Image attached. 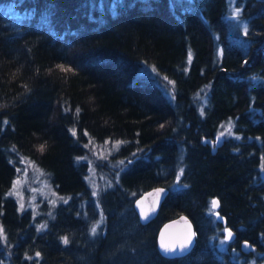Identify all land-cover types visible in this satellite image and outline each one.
Here are the masks:
<instances>
[{"label": "trees", "instance_id": "trees-1", "mask_svg": "<svg viewBox=\"0 0 264 264\" xmlns=\"http://www.w3.org/2000/svg\"><path fill=\"white\" fill-rule=\"evenodd\" d=\"M262 158L264 0H0V264H264ZM23 166L51 210L9 195ZM155 186L170 193L144 224ZM183 213L196 246L166 257Z\"/></svg>", "mask_w": 264, "mask_h": 264}, {"label": "water", "instance_id": "water-1", "mask_svg": "<svg viewBox=\"0 0 264 264\" xmlns=\"http://www.w3.org/2000/svg\"><path fill=\"white\" fill-rule=\"evenodd\" d=\"M206 141L211 146L216 144L214 147V152H216L218 150V148L220 146H222L225 142L224 139H214V137L213 138L208 137ZM155 189H165V192L161 194V196L159 198V202L155 206V211L150 212L147 219H142L140 216L139 207L137 206L136 202L138 200H142L145 197H147V194L153 192V190H155ZM169 193H170V189L167 186H156V187H153V188L143 192L135 200V208L139 214V217H140V220L142 221V223H144V224L150 223L151 221H153L154 219H156L158 217V215L160 214V211L162 209V206H163L167 196L169 195ZM152 199H153L152 197H147V199L144 200L146 207H151ZM216 200L219 201L218 198H216ZM189 225L191 226V231L193 233H195V235L192 237V242L185 249H180L179 246H177V248L174 252L165 253L160 248L161 233H164L166 239H168L169 241H179V240H182L185 237V235L187 234ZM231 231L233 233V238L231 240H233L234 236H235V232L233 230H231ZM196 243H197V232H196L195 224H194L193 220L191 219V217L186 213H183L178 217L169 219L166 222H164V224L161 226L159 233H158L159 249L164 256L169 257V258L182 257V256L189 254L190 252H192V250L196 246ZM251 249H252V243L250 241L243 242L242 250L244 252L249 253Z\"/></svg>", "mask_w": 264, "mask_h": 264}, {"label": "snow or ice", "instance_id": "snow-or-ice-1", "mask_svg": "<svg viewBox=\"0 0 264 264\" xmlns=\"http://www.w3.org/2000/svg\"><path fill=\"white\" fill-rule=\"evenodd\" d=\"M232 14L234 16L238 17L240 15V9L236 8ZM188 60H189V62L191 61V52H189ZM57 67L61 68L62 71H70L71 70V69H65L62 65H58ZM164 79H167V77H165ZM169 83L174 84V82H171V81ZM79 112H80V108L77 107L76 108V114L78 115ZM3 123L7 124V121H4ZM161 127H163V125H161ZM230 128H231V122H229V129H228L229 132H230ZM71 131H72L73 135H76V130L75 129H72ZM85 134L87 135V133H85ZM223 135H224V132H221L220 136L222 137ZM218 139H219V137H218ZM106 143H107V141H106ZM122 143H125V142L124 141H116L113 144V148L114 149H118L120 144H122ZM86 147H87V145H86ZM39 148H40V151H43L44 150V145L43 144L40 145ZM262 159H264V158H262ZM121 163H123V162H121ZM262 167H264V165H262ZM182 173H183V169L180 170V174H182ZM177 181H179V175L177 176ZM20 183H21L20 180H17V181L14 182V184H13V192H10L9 195H12V194L15 193V189ZM164 192H165V189H155V190H153V192L147 194V197H152L153 198L151 207H146L145 206L144 200H146L147 197H145L142 200H138L136 202L137 206L139 207L140 216H141L142 219H147L149 214H150V212L155 211V206H156V204H158L159 198H160L161 194L164 193ZM93 195H96V193L93 192ZM219 203L220 202L218 200L213 199V200L210 201V208H209V212L210 213H215L217 218H219V213L216 212V209H218ZM20 208H21V210H23V208H24L23 203H21ZM97 226H98V224L92 226L91 232L93 234L96 233ZM43 227H46V225H42L41 226V228H43ZM224 231L226 233V235L224 237V240L225 241L231 240L233 238L232 231L230 229H225ZM194 235H195V233H193L191 231V226L190 225L188 226V232L185 235V237L182 240H179V241H169L168 239H166L165 234L161 233L160 248L165 253L174 252L176 250L177 246H179L180 249H185L192 242V237ZM61 239H62V242L64 244H68L69 243V240H68V238L66 236L62 237ZM0 240H5L6 241V236L4 235V231H3L2 227H0ZM35 256L39 257L40 253L36 252ZM26 258L29 259V260L33 259V257H31V256H28Z\"/></svg>", "mask_w": 264, "mask_h": 264}, {"label": "rangeland", "instance_id": "rangeland-1", "mask_svg": "<svg viewBox=\"0 0 264 264\" xmlns=\"http://www.w3.org/2000/svg\"><path fill=\"white\" fill-rule=\"evenodd\" d=\"M229 129V122L225 123L222 126V131L224 132V135L221 137L220 133L214 137V139H225V137H229L230 135H233V129L232 125L230 128V132L228 131ZM213 138V137H212ZM207 140V138H206ZM225 141V140H224ZM207 142V141H206ZM216 144H214L212 147H215ZM99 152V151H97ZM101 153V152H100ZM99 158L101 156H98ZM94 177L92 179L93 185L97 186L98 182L101 180L98 178L96 173L94 172ZM20 180L21 183L16 187L15 193L13 194L19 205L23 203L24 208L23 209H31L34 212H38L37 208L39 207L40 203L43 202L45 199L50 200L51 199V191L48 190V188L45 186L44 180L40 177L39 174H37L35 171L33 173L31 172V169H27L26 166L22 167V172L19 175L18 178H16L15 181ZM39 212L41 213L42 211L46 210H51L52 205L50 207H42L40 205L39 207ZM225 233V231H224ZM226 235V233H225Z\"/></svg>", "mask_w": 264, "mask_h": 264}, {"label": "bare ground", "instance_id": "bare-ground-1", "mask_svg": "<svg viewBox=\"0 0 264 264\" xmlns=\"http://www.w3.org/2000/svg\"><path fill=\"white\" fill-rule=\"evenodd\" d=\"M156 187V186H155ZM153 188V187H152Z\"/></svg>", "mask_w": 264, "mask_h": 264}]
</instances>
